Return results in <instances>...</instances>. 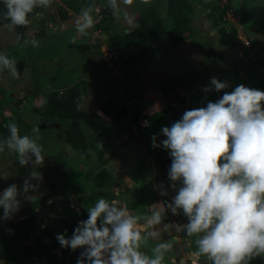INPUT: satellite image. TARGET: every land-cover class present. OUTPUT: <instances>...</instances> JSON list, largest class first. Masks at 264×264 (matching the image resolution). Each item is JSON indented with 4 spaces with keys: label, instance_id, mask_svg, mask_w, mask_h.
Here are the masks:
<instances>
[{
    "label": "rangeland",
    "instance_id": "rangeland-1",
    "mask_svg": "<svg viewBox=\"0 0 264 264\" xmlns=\"http://www.w3.org/2000/svg\"><path fill=\"white\" fill-rule=\"evenodd\" d=\"M98 1L99 5L92 13L94 27L86 29L87 35L77 30V25L84 23V15H72L73 17L67 22L57 19L56 22L51 23L45 19L43 24L40 18L42 14L47 13L46 10L33 17H28V36L21 43L17 42L16 33L11 25L0 27V56L14 60L16 67L20 60L24 62L22 73L16 78L0 61V86L7 98L5 103L7 111L5 110V114L0 115V120L5 118L7 123L15 121L21 136L31 135L34 126L41 127L34 108L43 109V95L54 90L67 92L79 81H81L80 85L85 83L87 88L84 93L79 89L82 108L99 113L105 102L119 96L121 98L117 101L118 106L125 105L130 117L111 121L100 133L96 134L80 123L81 133L86 138L85 146L91 155L85 161L79 153L81 150L71 148L73 145L68 141H60L62 132H64H58L60 126L58 129L40 128L38 135L41 138L38 143L43 146L44 165L36 166L35 169L32 164L21 167L16 154L6 149L0 153V182L23 186V181L30 172L37 170L41 172L43 180H31L30 182L36 187L30 190L43 194L50 191V186L54 185L64 192L68 190L76 197L84 196L82 206L86 211L83 213H87L88 209L94 206L95 201L103 197L108 201H117L133 215L150 217L151 205L158 201L168 200L170 194L175 196V191L168 188L171 183L167 177L168 171L165 172L156 167L157 161L153 156L155 149L151 146V136L157 134L158 141L161 140L163 137L160 135L161 127L169 126V123L172 124L179 117H175L173 121L168 120L171 114L168 108L176 104L178 99L185 100L192 108L206 106L207 100H216L222 93H217L215 90L209 93L202 91L203 87L210 85L211 77H217L229 83L230 88L224 91H231L239 84L249 86L256 80L264 82V65L262 64L264 62V0L232 1L234 23L242 27L243 35L250 41L249 46L241 45L237 48L241 55L220 46L219 41L214 37L216 29L213 27L210 14L215 12L219 6L225 5L226 0H208L209 9L202 7L205 0H188L193 5L191 23L186 31L187 39L177 45L171 44L168 37V32L175 27V24L172 16L167 14L166 0H149L148 4L142 3L141 0H133L131 5H125L123 0H115L120 7L115 12V17L122 31L135 29L141 12L154 6L158 8L165 29V33L154 37L143 47L144 57L127 68L121 66L127 54L114 57L102 48L98 52V48L95 49L94 45H91L93 50L89 51L77 48V45L93 44V35L101 36L104 33L101 32V27L95 28V24L100 22L98 12L102 7L113 3L112 0ZM126 15L131 18L132 23H128ZM44 25V32H42ZM212 30H215V33L209 36ZM38 31L41 36H38ZM73 41L77 45L70 47ZM104 45L106 47V43ZM209 47H213L216 53L211 59L206 58L205 55ZM102 54H104L106 64L100 65ZM240 58L243 62L247 61L251 64L252 69L246 72L240 69V73L236 74L234 68L239 65ZM253 69L257 72L254 73ZM124 74L128 75L127 81L119 88L118 85H121L125 79ZM35 88L37 91L34 90ZM211 93L212 97H209ZM15 99H19L18 102ZM137 112L141 113L142 117L145 114L149 116L142 133L133 121L134 113ZM150 116H154L158 124L153 121L149 122ZM142 117L141 120H144ZM152 122L155 125H152ZM67 125L71 124L67 123ZM142 125L144 126L143 122ZM2 140L4 138L0 136V141ZM100 142L103 144V149L97 147ZM122 149L125 152L127 165L121 176L119 155ZM160 149L162 150V147ZM161 183L168 188L166 197L160 196L155 188ZM29 198L30 194H26L20 201L23 203L25 200L30 203ZM25 207L26 205L24 209L27 213ZM63 211L71 214L67 217L70 221L82 220L80 217L83 215L82 212L68 207H64ZM178 211L179 215H173L168 210L164 220L151 227L144 228L145 220L139 221L142 236H147L146 242L141 241L140 250L142 252L150 258H155L153 249L157 244L171 245L167 250H161L164 255L162 264H180L175 257L171 243L173 237L179 238V241L182 240L192 254L199 257L204 256L197 253L195 243L203 234L188 236L186 230H178V225L188 223L182 209ZM0 215H2V210H0ZM9 221L0 222V225ZM41 221L43 224L46 223L45 229H41L44 226L40 227L41 222L37 223V232L33 238L26 240L30 242L29 244L36 245V238H40L39 250L40 248L41 250L46 249L43 257L35 260L33 264H56L55 259L51 257L58 256L60 253L61 246L56 240V235L63 233L66 229H62V225L66 223L65 216L51 213L49 217H43ZM47 231H52V238L46 236ZM67 232L70 235L68 230ZM53 242H56L55 246L60 247L53 248L51 246ZM16 246L17 244L13 245V242H9L8 246H0V263L8 262L10 255L16 252ZM260 255L264 260V253ZM8 263L17 264L14 260ZM186 264L192 263L187 262Z\"/></svg>",
    "mask_w": 264,
    "mask_h": 264
},
{
    "label": "clouds",
    "instance_id": "clouds-1",
    "mask_svg": "<svg viewBox=\"0 0 264 264\" xmlns=\"http://www.w3.org/2000/svg\"><path fill=\"white\" fill-rule=\"evenodd\" d=\"M141 2L148 4L149 0ZM112 3L116 7L115 0ZM123 3L131 5L133 0H123ZM4 4L5 19L13 26H26L28 14L37 7L50 6V0H4ZM233 12V9L227 11L226 19L236 27L240 39L242 27L228 18ZM125 18L132 23L127 15ZM83 19L84 23L78 24L77 30L87 35L86 29L94 27V21L87 11ZM105 39L100 41L99 48L105 47ZM0 61L13 77H19L14 60L0 56ZM228 88L227 81L211 77L210 85L202 91L222 93L218 99L207 100L206 106L196 108L181 102L186 106L183 107L177 101L171 113L176 108L182 112L170 114L169 118L179 117L171 126L161 127L160 135L165 139L158 141L157 134L151 136L153 149L162 147L171 158L168 188L175 191V196L170 201L151 205L148 217L133 215L117 201L100 197L88 209L87 219L79 220L70 236L67 229L56 235L61 248L73 252L81 249L76 264H162L161 250L171 245L157 244L153 249L155 258H150L140 250L141 241L146 242L147 236H142L139 221L145 220L144 228L151 227L160 224L168 210L179 215L181 209L188 223L178 225V230H186L188 236L203 234L195 242L197 253L208 257L213 264H245L264 253V90L239 84L231 91H224ZM141 122L144 126L148 123L147 120ZM6 127L10 135L0 141V153L7 149L16 154L21 167L29 164L34 169L42 167L45 156L43 146L38 143L42 126H34L31 135L23 136L15 121H10ZM97 147L103 149L102 142ZM31 180L42 181L41 172H30L23 181V193L36 187ZM155 188L160 196H168V188L163 183ZM21 194L15 183L3 189L0 222L11 220L19 211Z\"/></svg>",
    "mask_w": 264,
    "mask_h": 264
},
{
    "label": "trees",
    "instance_id": "trees-1",
    "mask_svg": "<svg viewBox=\"0 0 264 264\" xmlns=\"http://www.w3.org/2000/svg\"><path fill=\"white\" fill-rule=\"evenodd\" d=\"M167 1V14L171 15L175 24V27L168 32V37L171 41V44L177 45L187 39L186 31H188L189 25L191 23V14L193 12V5L188 0H166ZM232 1L226 0L225 5L219 6L215 12L213 11V16H211L212 24L214 29H216V37L219 41V45L228 48L229 46L232 49H237L242 45L241 40L238 38V30L233 24L226 19V13L229 10H232ZM208 0H205L202 3L203 9H209ZM99 5L98 0H50V6L44 7L40 6L33 10L32 13L28 14V17H33L38 13H42L43 10H46L45 15H41L40 21L44 24L45 19H48L51 23H54L58 20L62 22H67L68 19L72 18V15H84V12L87 11L88 14L92 17V13ZM116 7H113V4L107 5L106 7H102L98 12L100 16V22L95 24V28L101 27V32L106 33V53L113 54L114 57H121V55L127 54V57L123 59L122 67L127 68L132 63H135L138 59L143 58L144 54H142L143 47L148 44L154 37L158 36L161 33H165V29L163 27V22L159 16L158 8L155 6L146 8L141 12L139 17L137 18V27L132 31H122L119 25V21L115 17V12L120 8L119 4H116ZM222 7V8H221ZM42 10V11H41ZM217 11V12H216ZM221 11V12H220ZM7 12L6 6L4 4V0H0V27L5 25H11L16 33L17 42L21 43L28 36L29 26H13L10 20L5 19V13ZM72 13V14H70ZM209 36L210 33L208 34ZM38 36H41V33L38 31ZM77 45V44H76ZM75 42H71L70 47L76 46ZM93 44H86L79 46L78 49L89 51L93 50L91 47ZM100 52V48L97 49ZM206 50V49H205ZM131 51V52H129ZM105 54V52H104ZM104 54L100 57L99 64H106L104 62ZM206 58L211 59L216 55L215 49L213 47H209L206 50ZM98 57V58H99ZM247 60V59H246ZM23 60L19 61L17 65V70L19 74L22 73V66L24 65ZM115 62L116 59H115ZM245 61L243 62L242 58L239 59V65L234 68V72L236 74L240 73V69L250 70L252 69L251 64L245 65ZM264 65V62L262 63ZM247 68V69H246ZM254 73L257 70L253 69ZM253 73V72H252ZM259 73V72H258ZM256 73V74H258ZM261 74V73H260ZM262 76V74H261ZM124 81L121 85H118L121 88L125 82L127 81L128 75L124 74ZM80 82H77L75 85L71 86L67 92H62L60 90L50 91L43 95V109L34 108L35 114L37 116L43 117V119L47 122L49 120L59 121L61 126L58 132H62L60 141H68L71 145H73L74 149H79V153L83 157H88V149L86 145V138L81 133V124L88 127L92 131L96 133H100L111 121L121 120L130 117V113L128 108L123 106H118L117 101L119 98H111L107 102L103 104L100 111L101 112H91L88 111L81 106V99L79 93ZM252 83V82H251ZM119 84V83H118ZM38 86V85H37ZM248 87L257 88L264 90V82L254 81V84L249 85ZM34 90L37 91L35 88ZM40 90V89H38ZM175 90V88H172ZM220 96V94L218 95ZM209 97H212V93ZM219 97H217L218 99ZM7 98L3 94L2 88L0 86V115L5 114L6 106L5 103ZM19 99H15L18 102ZM177 101L185 102V100L178 99ZM171 106V105H170ZM172 106L168 108V112H170ZM7 111V110H6ZM167 113V112H166ZM161 114V113H160ZM156 115V114H155ZM154 115V116H155ZM133 116V115H132ZM154 116H150L151 121L156 122L154 120ZM141 113H134L133 121L139 128V132L142 133L145 126L142 125ZM149 116L142 117L144 120H147ZM163 117V116H162ZM161 118V116L159 117ZM175 118H168V120L173 121ZM161 120V119H160ZM177 120V119H175ZM152 125H155L153 124ZM67 123L71 125L68 126ZM81 123V124H80ZM7 120L2 118L0 120V136L4 139L10 135L8 129L6 127ZM156 124H158L156 122ZM169 126L171 124L169 123ZM165 139L162 137L161 140ZM153 154H155V160L157 161V166L162 171H168L171 165V158L166 150H158L155 149ZM50 187H54L51 185ZM147 210V209H146ZM148 211V210H147ZM145 211H143L144 213ZM84 219H87V213H84ZM76 225L70 226L67 223L62 225L63 228L68 227V231L72 233L74 227ZM11 229V233L8 231ZM35 230V225L33 222L22 223L21 221L10 220L6 224L0 225V246H8L9 242H13V245L17 244V250L15 253L10 255L8 258V262L14 260L17 264H32L33 258L43 257L45 254V250H39L38 245H40L41 239H36V245L34 244H25L23 240L30 238L29 233ZM46 236L48 238H52V231H47ZM56 242H53L51 246H55ZM62 249L63 254V262L69 264H76V260L80 254L81 249H77V251L73 252L70 249ZM8 262H2L0 264H10ZM209 264H213L212 261ZM245 264H264L263 258L257 256L251 260H247Z\"/></svg>",
    "mask_w": 264,
    "mask_h": 264
},
{
    "label": "flooded vegetation",
    "instance_id": "flooded-vegetation-1",
    "mask_svg": "<svg viewBox=\"0 0 264 264\" xmlns=\"http://www.w3.org/2000/svg\"><path fill=\"white\" fill-rule=\"evenodd\" d=\"M79 88H80V86H79ZM89 90L91 91V89H89ZM178 104H180L181 106L184 105V103H181V102L178 103ZM188 109H190L189 106H188ZM38 118H39V121H40L39 124H41V126H42L41 128H45V129L46 128H53L50 124L51 123H57L58 122V121L56 122V121L49 120L46 123V121L43 119V117L38 116ZM58 123L60 124V122H58ZM54 128H56V127H54ZM155 149L161 150L160 148H155ZM90 156L91 155L88 153V157H84L85 158L84 161L87 160V159H89ZM153 156L155 157V154H153ZM84 168L85 167L83 166V169ZM0 185H1L0 192L2 193L3 189L5 187L10 186L11 184H8L7 182H5V183L3 182L2 183V181H1L0 182ZM17 186H18V188L20 189V191L22 193L20 195L21 198L19 197L20 199H22L24 195L30 194V198H29L30 203L26 202L25 200H23V203L20 201L21 202V207H20L19 211L17 213H15L14 216H13V218L11 219V220H14V221H21L22 223H25V224L27 222H29V221L34 223L35 230H33V231H31L29 233L30 238H28L26 240H30L31 238H33L34 234L37 232L36 231V228H37L36 225H37V223H40L41 222L40 223V227L42 225H44L43 228H41V229H45L46 223L44 222V224H43V222L41 220L43 219V217H49L51 213L52 214L53 213L54 214L55 213H58V214H60V216L64 215L67 225H70V226L77 225L76 224L77 223L76 219H75L76 223H75V221H70V219H67V217H70L71 214L69 215L66 212H64L63 211V208L64 207H68L70 209L72 208L74 211H77V212H82L83 215L80 216V217H81L82 220H84V217H83L84 216V213L83 212L86 211L83 208V206H82V202L85 200L84 196L76 197V196L72 195L73 193H70L68 190L64 192L61 189H57L55 186L53 188L50 187V191H48L46 193L44 192L43 194L38 193V192H35V190H29V192L25 194V193H23V186L21 184L20 185L17 184ZM170 199H171V194L168 197V200L169 201H170ZM50 203H56L57 204L56 205L57 207H55L54 209H51L49 207L50 209L46 212V214H44L42 216L35 215V212L36 211L39 212V210H41V209L49 206ZM24 205H26L25 208H27V211H28L27 213L25 212ZM0 210H2V209H0ZM65 228L68 230V227H65ZM62 229H64V228L62 227ZM69 234L71 235L72 233L70 232ZM26 240H23L24 243L25 244H29L30 242L29 241L26 242ZM180 243H181V246H183L185 244L184 242H182V240L180 241ZM57 247H60V246H53V248H57ZM173 249H174V245H173ZM183 252L185 253L186 251H183ZM63 257L64 256L62 254V249H61L60 250V253H58V256H52L51 259L54 258L55 261H56V264H69V263H64L63 262ZM39 259H40V257L35 256L33 258L32 264L34 263L35 260H39Z\"/></svg>",
    "mask_w": 264,
    "mask_h": 264
},
{
    "label": "water",
    "instance_id": "water-1",
    "mask_svg": "<svg viewBox=\"0 0 264 264\" xmlns=\"http://www.w3.org/2000/svg\"><path fill=\"white\" fill-rule=\"evenodd\" d=\"M213 15V14H211ZM44 27L45 26H42V32H44ZM215 33V30H212L211 31V35ZM206 36V34L204 35ZM106 38V34L103 33L101 34V37H98V36H93V41H94V48H99L100 47V41L102 39ZM230 50L232 49L231 46L228 47ZM102 49L104 50L105 47L102 46ZM234 53L236 54H240V51L237 50V49H233ZM86 84L85 83H82L80 85V91L82 93H84L86 91ZM183 107H186V106H183ZM177 112H182V110L180 108H176L170 116H173L175 114H177ZM52 127H56L58 128L60 124L58 123H51L50 124ZM45 126V125H44ZM119 162H120V175L123 173V171L125 170L126 168V157H125V153L122 151L120 152V155H119ZM0 190H1V185H0ZM115 192V190H113ZM1 193V192H0ZM172 197H174L172 195ZM62 203V202H61ZM57 204L56 203H50L49 206L39 210V212H35V215H39V216H42L44 214H46V212L51 208V209H54L55 206ZM50 207V208H49ZM38 220V219H37ZM171 243L174 245V252L176 254V257L180 260V264H186V261H192L194 262L195 264H209L210 260L208 259V257L206 256H203V257H199L195 254H192L190 251H188V246L186 244H184L183 246H181V243L179 241V238H171ZM183 251H186L185 253H183Z\"/></svg>",
    "mask_w": 264,
    "mask_h": 264
},
{
    "label": "built area",
    "instance_id": "built-area-1",
    "mask_svg": "<svg viewBox=\"0 0 264 264\" xmlns=\"http://www.w3.org/2000/svg\"><path fill=\"white\" fill-rule=\"evenodd\" d=\"M228 18L231 20V21H234V19L232 18L233 17V13H229L228 14ZM242 32V31H241ZM240 32V39L242 40L243 44L246 45V46H249L250 45V42L248 39H246V37Z\"/></svg>",
    "mask_w": 264,
    "mask_h": 264
}]
</instances>
